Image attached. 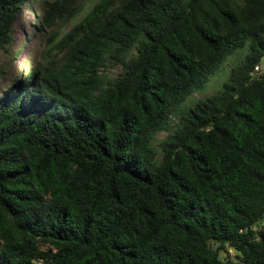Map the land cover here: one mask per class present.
I'll use <instances>...</instances> for the list:
<instances>
[{
  "label": "trees",
  "instance_id": "trees-1",
  "mask_svg": "<svg viewBox=\"0 0 264 264\" xmlns=\"http://www.w3.org/2000/svg\"><path fill=\"white\" fill-rule=\"evenodd\" d=\"M84 1L0 0V264H264V0Z\"/></svg>",
  "mask_w": 264,
  "mask_h": 264
},
{
  "label": "rangeland",
  "instance_id": "rangeland-1",
  "mask_svg": "<svg viewBox=\"0 0 264 264\" xmlns=\"http://www.w3.org/2000/svg\"><path fill=\"white\" fill-rule=\"evenodd\" d=\"M96 2V0H85L83 12L78 15L74 20L64 23H57L53 27V31L64 34L70 30L75 23H77L90 9V7ZM34 6H28L22 12L19 20L15 25V32L12 36V43L9 48V57L3 53H0V66H3L6 62L9 63V59L13 62L10 64L9 70L5 73L2 80L9 81L15 75L24 74L32 64L39 61L42 56L43 47L45 41L51 37V33L34 32L31 24L33 21L32 10ZM43 34V36H42ZM245 54V51H238L236 54L228 57L226 63L218 70L215 75L209 78L205 90L201 92H195L185 103V106L192 105L196 100L202 99L205 96L216 93L221 89L223 82L226 80L230 67L237 62ZM120 68H111L106 70V75L110 78H116L120 73ZM166 134L161 133L157 140L161 141L165 138Z\"/></svg>",
  "mask_w": 264,
  "mask_h": 264
},
{
  "label": "built area",
  "instance_id": "built-area-1",
  "mask_svg": "<svg viewBox=\"0 0 264 264\" xmlns=\"http://www.w3.org/2000/svg\"><path fill=\"white\" fill-rule=\"evenodd\" d=\"M251 77L260 80L264 78V56L261 58L258 64L253 67L251 71ZM40 264V263H37Z\"/></svg>",
  "mask_w": 264,
  "mask_h": 264
}]
</instances>
